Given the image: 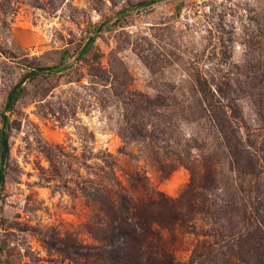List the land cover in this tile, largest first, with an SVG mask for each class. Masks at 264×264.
Wrapping results in <instances>:
<instances>
[{
	"label": "rangeland",
	"instance_id": "1",
	"mask_svg": "<svg viewBox=\"0 0 264 264\" xmlns=\"http://www.w3.org/2000/svg\"><path fill=\"white\" fill-rule=\"evenodd\" d=\"M143 1L0 0V264H264V0Z\"/></svg>",
	"mask_w": 264,
	"mask_h": 264
},
{
	"label": "trees",
	"instance_id": "2",
	"mask_svg": "<svg viewBox=\"0 0 264 264\" xmlns=\"http://www.w3.org/2000/svg\"><path fill=\"white\" fill-rule=\"evenodd\" d=\"M146 1L147 3L150 2V0H145L142 3H139V5L146 4ZM91 41L92 38L86 43L82 52H84L86 46H88L91 43ZM57 67L58 66H53L51 70H56ZM15 99H16L15 94L9 95L5 102V107L6 108L11 107ZM3 149H4V143L1 139L0 141L1 161L4 158ZM0 179H1V169H0ZM187 195L189 196L193 195L191 197L192 199L195 195V191L193 193L190 189H188L185 192V196ZM123 199L125 201L121 202L122 209L126 210V215L128 217L129 215L128 209L130 208L131 202L130 200H128L129 198L123 197ZM187 205L191 207L190 202L187 203ZM132 208H134L135 210L132 211L131 219H129V221H127V218L122 220L117 226V228L114 231L112 230L110 235L108 236L109 244L111 246H115L114 244H116L113 258L117 262H115L114 264H125V263L127 264L132 257L135 259V261L139 260V262L142 263L143 262L142 254L148 258L146 264H155V259L159 257V255H157L158 252L157 248H151L149 244H147L146 247L143 245L144 242L143 234L148 232V223L150 222L148 220L149 218L154 217V212H151L150 210L151 203L144 202L143 204H135V206H133ZM146 214L147 216H145ZM138 216H140V220L138 222H136V220L133 221V218L135 217L138 218ZM143 216L146 217V219H142ZM165 225H167V223ZM135 240L137 242L136 244L133 243ZM161 257L163 258V264H172V261L169 260L170 258H168L167 255L161 254Z\"/></svg>",
	"mask_w": 264,
	"mask_h": 264
},
{
	"label": "water",
	"instance_id": "3",
	"mask_svg": "<svg viewBox=\"0 0 264 264\" xmlns=\"http://www.w3.org/2000/svg\"><path fill=\"white\" fill-rule=\"evenodd\" d=\"M38 70H40V69H38ZM2 141L4 143V149H3V151L5 152V139H4V137L2 138Z\"/></svg>",
	"mask_w": 264,
	"mask_h": 264
}]
</instances>
